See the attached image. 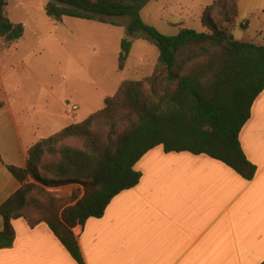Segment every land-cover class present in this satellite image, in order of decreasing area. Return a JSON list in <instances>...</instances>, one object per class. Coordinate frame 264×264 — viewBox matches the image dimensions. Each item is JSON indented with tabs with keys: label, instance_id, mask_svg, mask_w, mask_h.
<instances>
[{
	"label": "trees",
	"instance_id": "trees-1",
	"mask_svg": "<svg viewBox=\"0 0 264 264\" xmlns=\"http://www.w3.org/2000/svg\"><path fill=\"white\" fill-rule=\"evenodd\" d=\"M146 1L46 2L45 13L55 21L67 16L120 25L114 18L128 17L127 35L140 32L157 47L158 55L149 75L122 80L101 109L37 140L27 149L25 167L7 165L21 186L0 204V248L12 246V220L23 218L30 227L46 223L71 256L84 264L72 228L102 216L116 194L135 186L141 176L135 164L158 145L165 152L205 154L246 180L254 177L256 166L246 158L239 132L264 89V43L232 35L228 25L237 17L239 0H212L206 7L210 15L201 17L207 30L181 27L175 35L163 34L141 19L139 11ZM6 5L7 0H0V36L14 41L23 35L24 26L5 16ZM216 15L223 19L221 26ZM131 44L129 38L120 42L119 70ZM68 140H78L79 145ZM44 156L49 159L43 161ZM27 176L41 186L78 184L83 193L78 198L70 195L77 199L73 204L56 206L58 197H52L55 204L38 203L40 213L33 216L27 213L33 206ZM39 190L51 197L42 187Z\"/></svg>",
	"mask_w": 264,
	"mask_h": 264
},
{
	"label": "crops",
	"instance_id": "crops-1",
	"mask_svg": "<svg viewBox=\"0 0 264 264\" xmlns=\"http://www.w3.org/2000/svg\"><path fill=\"white\" fill-rule=\"evenodd\" d=\"M24 32L14 41L0 36V204L21 186L7 165L25 167L27 149L49 136L38 135L40 122L32 117L34 108L16 93L10 78L23 62L18 50ZM31 52L27 50L23 57L27 59ZM45 103L42 112L53 117ZM72 112L67 105L62 109L66 120L74 119ZM239 142L256 166L251 180L205 154L165 152L161 145L147 151L134 166L141 174L138 183L116 194L102 216L89 217L72 228L84 264L262 262L264 89L252 104ZM12 225L14 242L0 248V264H79L46 223L30 227L17 218ZM2 226L0 215V230Z\"/></svg>",
	"mask_w": 264,
	"mask_h": 264
},
{
	"label": "rangeland",
	"instance_id": "rangeland-1",
	"mask_svg": "<svg viewBox=\"0 0 264 264\" xmlns=\"http://www.w3.org/2000/svg\"><path fill=\"white\" fill-rule=\"evenodd\" d=\"M47 1L7 0L5 7V16L9 20L26 25L24 43L18 50L23 62L17 65L10 78H14L12 83L16 93L24 97L30 108H38L31 112L33 119L40 122L39 136L50 135L101 109L104 98L114 94L122 80L149 75L158 55L157 47L140 32L131 37L127 35L128 17H115L120 25L67 16L55 21L45 13ZM211 2L148 0L139 15L146 24L166 35H175L181 27L205 31L207 27L202 25L201 17L210 15L206 7ZM214 19L220 26L223 24L220 16L216 15ZM228 26L235 39L264 43V0H241L237 17ZM123 38H129L132 44L125 66L119 70L118 55ZM27 50L33 51L25 59ZM45 100L53 117L42 112ZM66 100L78 107L72 112L74 119L66 120L62 114V109L66 110ZM67 143L79 145L78 140ZM48 159V156L43 157V161ZM26 182L32 185L33 196L30 199L33 206L27 213L33 216L40 213L38 203H52V197H58L56 206L73 204L77 199L72 200L70 195L78 198L83 193V187L78 184L41 186L31 176H27ZM40 187L51 197L42 194Z\"/></svg>",
	"mask_w": 264,
	"mask_h": 264
},
{
	"label": "built area",
	"instance_id": "built-area-1",
	"mask_svg": "<svg viewBox=\"0 0 264 264\" xmlns=\"http://www.w3.org/2000/svg\"><path fill=\"white\" fill-rule=\"evenodd\" d=\"M66 105H67V108H68L69 111H74V110L77 109V105H75V104H72V103L68 102Z\"/></svg>",
	"mask_w": 264,
	"mask_h": 264
}]
</instances>
